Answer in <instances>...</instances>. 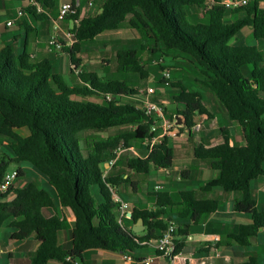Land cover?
I'll list each match as a JSON object with an SVG mask.
<instances>
[{"label": "trees", "instance_id": "16d2710c", "mask_svg": "<svg viewBox=\"0 0 264 264\" xmlns=\"http://www.w3.org/2000/svg\"><path fill=\"white\" fill-rule=\"evenodd\" d=\"M34 1L46 10L57 9L58 0ZM102 1L96 15L80 19V9L72 0L74 10L66 17L77 22L72 29L76 42L72 46L63 43L62 49L69 55L70 73L77 76V83L71 84L55 72L51 60H33L27 44L19 53L12 46L0 51V135L12 140L13 153L10 157L0 152V183L11 171V165L19 166L17 180L26 176L21 166L28 165L53 189L35 181L23 187L11 186L0 198V232L3 227L13 231L10 238L17 241L35 235L39 245L31 264H48L52 260L83 264L87 250L126 254L145 248L173 221L165 220L168 213L176 212L179 219L197 225L205 215L219 209L217 199L201 198L195 190L180 192L179 203L161 191L152 194L155 209L132 210L131 220L143 219L144 231L135 233L119 220L114 194L120 185L130 183V174H148L152 168L170 169L174 162V150L170 140L165 139L150 154L128 159L123 175L109 173L114 166L107 168L120 148H130L133 142L152 136L155 118L146 115L138 104L144 95L137 88L80 70L79 53L85 42L119 30L131 16L130 25L139 32L142 47L153 40L164 50L179 52L195 64L203 75L200 83L215 94L231 120L240 126L243 145H231L229 130L222 128L223 142L212 147L198 145L194 156L209 161L210 168L220 172L201 191L208 193L219 188L240 195L236 209L250 215L252 224L242 226L230 238L240 246L249 245L264 231V207L258 206L253 192V183L264 177V51L256 45L235 44L233 39L250 27L254 39L264 41L261 1L249 0L238 9L226 8L224 0ZM189 8L201 11L208 21L191 22ZM24 11L39 19L45 17L37 13L35 6ZM229 13L242 16L226 22ZM116 60L119 72L149 78L150 72L136 50L119 49ZM170 78L164 77V82L180 90L174 101L185 108L174 113L167 107L165 113L171 120L180 116L183 127L191 131L197 118L210 113L200 92ZM121 127H130V132L99 139L85 152L81 134ZM22 130H27V134H22ZM55 195L60 206L70 209L77 221L74 244L69 250L59 243L66 221L57 215L47 218L43 213L44 209L56 207ZM183 221L179 235L187 234L186 226L190 227ZM181 249L182 243L178 246ZM239 264H260V260L249 257Z\"/></svg>", "mask_w": 264, "mask_h": 264}, {"label": "crops", "instance_id": "0c3cea01", "mask_svg": "<svg viewBox=\"0 0 264 264\" xmlns=\"http://www.w3.org/2000/svg\"><path fill=\"white\" fill-rule=\"evenodd\" d=\"M23 1H25L26 3L25 6L22 8L23 10L25 9V7L35 6L37 13L44 14L45 17L39 19L36 18L33 14L25 12V15L21 17L19 20H17L12 27H6V22L9 21L10 19L16 18L18 11L21 9H19L17 12L10 13V18L5 23L0 22V51L7 46H12L15 52L19 53V51L22 50L23 46L27 44L29 53L31 54L33 60L39 61L43 59H49L52 61L54 67L55 65H57L56 69L57 68L60 69V67H62L63 65V62L66 60V59L64 60V55H66V53L62 51L57 52L55 50L49 49L50 46L49 47L47 45L45 46L38 37L39 33L37 26L42 24L43 28H41V30L43 29L48 30L47 40L49 41L50 35L53 32V25H54L53 21L56 20L55 18L59 13L58 10L60 6L64 3L72 2V0H62L60 4H58L57 1L56 15L51 12L52 10L47 11L45 8H43L34 0H23ZM75 1L77 7H79L80 9L79 12L80 19L84 17L94 16V15L86 14L87 13L86 10L90 8H88L85 0H84L86 3L85 7L82 6L80 0H75ZM260 1H261L260 7L264 8V0H260ZM95 2L99 4L97 5L99 6V8L103 3L102 0H95ZM1 5L3 6L2 8L4 10L6 8L5 7L6 5L3 4L2 2ZM41 7L43 8V13L38 11V8ZM72 21L73 20L71 19H66L62 21L61 24H59L61 29L59 35L61 36L60 38L62 40H64V38L66 37L67 31L75 27V24L77 22L73 21V24H71L70 22ZM35 22H40V23H35ZM45 25H47L46 28H44ZM239 34L235 39H233V43L237 41ZM201 95L203 97V105L205 109L210 113V116L203 115L197 118V124L196 127L194 128V133L196 134V137H194L196 139V143H197L196 145L198 146L202 144L206 147H212L222 143L223 142V137L221 134L222 128H227L229 130L231 136V141H230L231 145H236V146L243 145L244 137L242 134V130L239 128L240 127L239 125H236L234 121L231 120L225 108L220 106L212 95H209V98L204 96L203 93H201ZM207 101H210L212 106L208 105ZM155 102L167 104L166 100L157 99L155 100ZM213 106L217 107V109L221 111L220 117H218V112L213 110ZM184 130H188V129L183 127L182 124L181 135L184 134ZM180 136L178 138H180ZM192 136H193V131L189 130V137L192 138ZM194 149L195 146L193 148V151ZM187 156H188L187 159H190L192 162L194 161L190 150L187 153ZM174 157H175V152H174ZM195 167H196L195 170L197 169L196 170L197 172L195 174L190 171L191 169L189 170L188 168H186L188 174L185 178L190 180V179H194L195 177V180L193 181L195 182L193 186L194 188L191 190L197 191L198 196L201 198H213V199H217L219 202L220 200H222L224 204L223 205L220 204L219 209L216 212L209 215H205L202 218L201 222L197 225L192 224L189 220L183 221L184 223L186 222L190 224V227L186 226V229L188 231L187 234L185 235L177 234L178 246H180V244L182 243V249L180 251L181 256L177 264H239L249 257H257L260 260V264H264V238L261 236V232H264L263 230L259 232L257 238L253 239L251 243L246 246H240L230 238V235L237 233L242 226L252 224V219L250 215L240 213L236 209V201L240 198V195L239 194L232 195L231 193H226L219 188H215L208 193L201 191V188L207 185L209 181L219 177L220 172L213 171L210 168V164L206 165L205 163H196ZM107 168L110 170L112 167H107ZM166 170L162 169L161 171L168 172V169ZM253 184H254L253 192L257 200L258 206L264 207V177L259 178ZM39 185L47 188L50 191H53L52 187L47 182L41 183ZM161 187H162V189H160L161 191L165 189V192L172 194L171 190H168L167 187H163V186ZM183 191H187V190H183ZM180 192H182V190H180ZM172 195L171 198L173 202L179 203L180 201L175 200ZM54 197L56 198L55 199L56 207L44 209L43 213L47 218L57 215L61 219L66 221L64 229L59 233V243L63 248L69 250L73 247L74 244L73 232L77 227V221L73 212L70 209L62 208L59 204L56 195ZM129 205L131 206L130 210L128 211L126 216L122 219V221L126 226L133 228L136 222L131 220L130 215L132 213L133 208H138V207H135V204L130 202ZM149 205L151 209H155V200H154V204L149 202ZM140 210H144V209H140ZM175 214L176 212L168 213L164 218L165 220H168L170 218L173 219L172 216ZM12 233L13 231H10V235ZM215 237L219 238L217 242L213 241ZM155 240H153L150 244H147L145 248L143 247L139 248L133 253L122 254L117 252H110L107 250H101V249L87 250L84 254L83 264H143V261L146 260L147 258H154L151 264H168L165 259L158 257L156 247L154 245ZM6 241H7V243H5L6 246L1 247L0 245V260L2 259L3 255H8L9 258L8 264H31V258L35 255L39 245L34 234H29L22 241L13 240L11 238L7 239ZM144 250L148 251L146 255L144 254L145 253ZM127 256L131 257L132 260H127L126 259ZM48 264H60V263L55 260H52Z\"/></svg>", "mask_w": 264, "mask_h": 264}, {"label": "rangeland", "instance_id": "374dc122", "mask_svg": "<svg viewBox=\"0 0 264 264\" xmlns=\"http://www.w3.org/2000/svg\"><path fill=\"white\" fill-rule=\"evenodd\" d=\"M1 2L6 5V8L4 10L2 8L3 6L1 5ZM61 2L62 0H58V4H60ZM80 2L82 6L85 7V1L80 0ZM25 4L26 3L23 0H0V22L5 23L10 18V13L17 12L19 9H22ZM97 5L99 4L95 2V4L90 9L84 8L87 9L86 14L95 15L96 13H98L100 11V8ZM56 11L57 9L52 10L51 12L56 15ZM188 13L189 19L193 23L208 21V19L203 16L202 12L196 11L195 8H189ZM241 16L242 14L240 13H229L227 16L228 18H226L225 21H234ZM55 19H58V15ZM130 19L131 16L128 17L126 23L119 30L103 33L94 41L85 42L83 44L82 52L79 53V57L82 59V66L80 70L96 72L99 73L100 76L106 77L110 80L117 79L125 81L130 86L137 88L140 93L145 88L153 87L155 88L156 93L152 95L150 99L152 101H155L157 99L166 100L168 109L175 113L177 109L183 110L185 106L183 104H177L174 101V97L178 96L180 90L171 86L170 83L164 82V73L170 72V80L172 82H181L182 84L187 86L189 90L199 91L203 93L207 98H209V95H212L216 99L217 103L222 106V104L217 100L215 94L209 88L200 83V80H202L203 78L200 69H198V67L195 64L191 63L187 58H185V56L181 55L179 52L166 51L161 45H157L153 40H150L147 43V46L143 48V41L141 39V36L139 32L130 25ZM61 22L62 21H59V24H61ZM70 23L73 24V21ZM46 27L47 25H45L44 28ZM37 28L40 41H42L45 46L47 45L49 47L47 40L48 30H41V28H43L42 24L37 26ZM234 43L238 45H256L262 51H264V41H256L252 35V29L250 27L244 28L243 31L239 34L237 41ZM49 49L54 50L51 48V46L49 47ZM119 49L136 50L145 63L146 68L150 72L149 78L140 79V77L137 75L119 72L117 70L116 60V52ZM64 60L65 61L63 62V65L62 67H60V69H56L57 65H55V72L62 73L64 78L69 83H77V76L70 73V58L68 54L64 55ZM249 68L252 69L251 66ZM207 102L208 105L212 106L210 101ZM138 104L141 105L140 100L138 101ZM213 110L218 112V117H220L221 111H219V109H217V107L215 106H213ZM234 123L238 125L236 122ZM130 129V127H121L102 131H88L80 135L81 144L86 152L87 150H90L92 148L93 144L97 140L125 135L130 132ZM191 131H193L192 138L189 137V130H184V134L181 135L180 138L170 140V146L174 149L175 152L173 166L170 168V171L169 169L168 172H166L167 170L161 171L162 169L159 170L156 168H152L151 172H149L148 174H139L133 172L130 174V183L120 185L116 194H118L124 201L135 204V207H138L140 209H151L149 202L154 204V198L152 197V194L161 192V190H157L156 188V186L160 184L163 187H167L168 190H171L173 195L169 193L170 196L172 195L175 200L181 201L180 190H191L194 188L193 186L195 184V182H193L195 180V177L194 179L189 180L185 178L188 172H185L184 176L182 173L187 170L186 168H188L189 170L191 169L190 171L195 174L197 172V169L195 170L196 163H205L206 165L210 164L209 161L198 160L195 158L193 148L194 146L197 147L196 139L194 138L196 137V134L194 133V129H192ZM21 132L22 134H27V130H22ZM189 150L192 153V157L194 160L193 162L190 159H187V153L189 152ZM120 151L121 154L118 158V161L114 165L112 171H110L109 173H114L115 175H123L127 171L126 161L133 157H143L147 152V148L143 142H133L130 148H120L118 152ZM0 152L3 154H8L10 157L13 156L12 140L2 135H0ZM18 167V165L13 164L11 165L10 170H17ZM21 167H23V169L26 171V176L20 178L19 180H16V182L14 183L16 187H23L30 181H35L39 184L46 182V180L40 174H38L28 165H23ZM163 192H165V189L163 190ZM231 194L237 195L238 193ZM1 196L2 195H0V198ZM220 204L223 205L224 202L220 200ZM172 218L174 220L173 222H175L177 225H179L183 221L179 219L176 214L173 215ZM261 236L264 238V232H261ZM9 238L10 230L3 227L0 232L1 247L6 246V240ZM146 251L147 250H144L145 255L148 253V251ZM0 263L8 264V255H3Z\"/></svg>", "mask_w": 264, "mask_h": 264}, {"label": "built area", "instance_id": "2783aa9c", "mask_svg": "<svg viewBox=\"0 0 264 264\" xmlns=\"http://www.w3.org/2000/svg\"><path fill=\"white\" fill-rule=\"evenodd\" d=\"M87 3L88 8H91L95 4V0H85ZM249 0H224L223 5L228 9H238L240 7L245 6ZM77 6V5H76ZM74 10V5L72 2L64 3L60 6L58 10V19L53 21V32L50 35L48 44L57 52H61L63 49L64 44L66 46H72L76 42L75 33L70 29L66 33V37L63 42H61V38L59 37L60 32V25L59 21H64L68 15H70ZM38 11L43 13V8H38ZM25 15V11L23 9L19 10L17 13V17L14 19H10L6 22V27H12L17 20ZM66 40V41H65ZM64 43V44H63ZM165 78L170 77V72L164 73ZM156 93L155 88L148 87L142 91L144 95L141 98V107L146 115L154 116V124L151 127V134L150 138L145 139L142 141L147 148V153L150 154L154 147L160 144L165 139H175L181 135L182 125L177 124V120H171L165 113V108H167L166 103H158L152 101L150 98L152 95ZM183 124V123H182ZM121 154V151H117V157L113 158L108 164L107 167H113L118 158ZM18 178L17 170H11L5 173L3 182L0 183V195L5 194L11 186L14 185ZM157 190L162 189L160 185H158ZM114 201L118 205V213H119V220L126 216L128 211L130 210L129 203L123 201L118 194H114ZM179 225L175 222H170L167 228L161 233V235L155 240V247L157 251V255L160 258H163L167 261L168 264H177L178 260L180 259L181 252L178 250V240H177V233H178ZM219 240L218 237L213 239L214 242ZM127 260H132L131 257L127 256ZM154 258H147L143 261V264H151ZM187 260V259H185Z\"/></svg>", "mask_w": 264, "mask_h": 264}, {"label": "water", "instance_id": "95a60500", "mask_svg": "<svg viewBox=\"0 0 264 264\" xmlns=\"http://www.w3.org/2000/svg\"><path fill=\"white\" fill-rule=\"evenodd\" d=\"M176 120H177V124L178 125H182L183 123V120L180 116H176ZM131 216V215H130ZM133 231L135 233H140L142 232L144 229H145V226H144V222H143V219H140L138 222H136L133 226Z\"/></svg>", "mask_w": 264, "mask_h": 264}]
</instances>
